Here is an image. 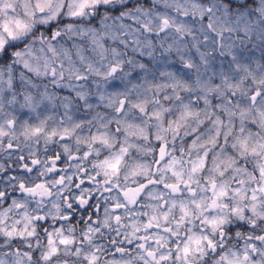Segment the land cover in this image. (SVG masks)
<instances>
[{"label":"clouds","instance_id":"9594fccd","mask_svg":"<svg viewBox=\"0 0 264 264\" xmlns=\"http://www.w3.org/2000/svg\"><path fill=\"white\" fill-rule=\"evenodd\" d=\"M0 264H264V0H0Z\"/></svg>","mask_w":264,"mask_h":264}]
</instances>
